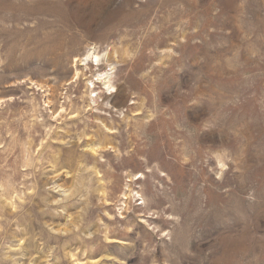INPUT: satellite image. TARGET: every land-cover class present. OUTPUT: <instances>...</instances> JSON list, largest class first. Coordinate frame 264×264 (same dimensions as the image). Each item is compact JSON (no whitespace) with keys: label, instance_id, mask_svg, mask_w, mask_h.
I'll return each instance as SVG.
<instances>
[{"label":"rangeland","instance_id":"rangeland-1","mask_svg":"<svg viewBox=\"0 0 264 264\" xmlns=\"http://www.w3.org/2000/svg\"><path fill=\"white\" fill-rule=\"evenodd\" d=\"M0 264H264V0H0Z\"/></svg>","mask_w":264,"mask_h":264},{"label":"bare ground","instance_id":"bare-ground-1","mask_svg":"<svg viewBox=\"0 0 264 264\" xmlns=\"http://www.w3.org/2000/svg\"><path fill=\"white\" fill-rule=\"evenodd\" d=\"M90 56H91V55H90ZM93 58H96V60H98L97 57H96L95 55H93ZM103 76H106V78H107V77H109V74H107V75H106V74H103ZM125 197H126V196H125Z\"/></svg>","mask_w":264,"mask_h":264}]
</instances>
